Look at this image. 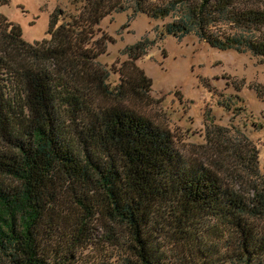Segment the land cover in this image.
<instances>
[{"label": "trees", "instance_id": "16d2710c", "mask_svg": "<svg viewBox=\"0 0 264 264\" xmlns=\"http://www.w3.org/2000/svg\"><path fill=\"white\" fill-rule=\"evenodd\" d=\"M81 1L79 14L52 22L49 39L34 44L18 25L0 22V264H169L151 222L174 226L176 264H264V229L254 223L264 221L256 149L232 150L238 188L186 156L170 130L126 104L131 96L147 98L152 82L135 61L154 41L126 48L120 83L109 87L108 71L94 63L103 48L93 38L106 15L127 6ZM144 1H132L135 12L153 18L180 10L161 35L193 32L214 48L264 57V37L210 31L221 19L259 29L264 7L169 0L150 8ZM98 219L130 230L127 255L87 252L118 240L111 234L101 245ZM204 219L213 223L201 226Z\"/></svg>", "mask_w": 264, "mask_h": 264}, {"label": "rangeland", "instance_id": "374dc122", "mask_svg": "<svg viewBox=\"0 0 264 264\" xmlns=\"http://www.w3.org/2000/svg\"><path fill=\"white\" fill-rule=\"evenodd\" d=\"M121 1L127 8L106 15L97 25L93 38L94 46L98 47L97 41L103 48L94 63L108 71L109 87L120 83V71L130 59L126 48L144 38L153 40L147 53L135 61L152 82L147 98L131 96L126 104L170 130L186 156L201 159L237 188L238 170L233 166L232 150L242 145L255 148L257 169L264 181V57L250 51L214 48L193 32L180 39L163 36L164 26L177 20L180 10L153 18L145 12H135L133 0ZM168 1L145 0L144 3L152 8ZM229 2L234 4L235 10L264 7V0ZM82 4L81 0H0V22L18 25L22 38L34 44L48 40L52 22H56L55 26L68 22L71 15L79 14ZM221 20L210 27V31L221 38L238 34L252 39L264 37V26L251 29ZM218 144L223 146L222 152ZM240 173L246 177L244 172ZM241 187L247 195L248 187L245 184ZM71 189L69 194H72ZM67 199L72 200V197ZM209 223L213 220L204 219L200 224ZM254 223L264 229L263 220L255 219ZM150 225L156 226L154 237L159 249L170 258L169 264H176L179 248L174 239L176 235L171 231L174 226L155 222ZM94 226L101 245L111 234L118 240L112 248L94 247V250L87 249L88 253L127 255L126 244L133 242L127 227L104 219L95 220Z\"/></svg>", "mask_w": 264, "mask_h": 264}]
</instances>
